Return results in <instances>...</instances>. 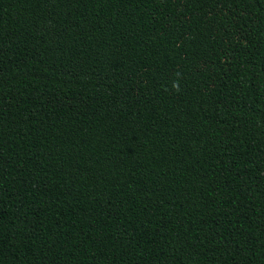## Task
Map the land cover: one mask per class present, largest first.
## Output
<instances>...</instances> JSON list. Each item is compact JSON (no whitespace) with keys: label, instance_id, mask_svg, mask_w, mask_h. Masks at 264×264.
<instances>
[{"label":"trees","instance_id":"trees-1","mask_svg":"<svg viewBox=\"0 0 264 264\" xmlns=\"http://www.w3.org/2000/svg\"><path fill=\"white\" fill-rule=\"evenodd\" d=\"M0 264H264V0H0Z\"/></svg>","mask_w":264,"mask_h":264}]
</instances>
